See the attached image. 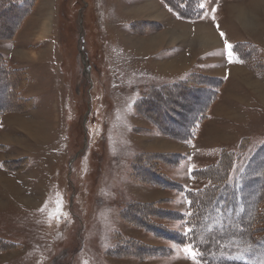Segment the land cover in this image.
Here are the masks:
<instances>
[{
	"label": "rangeland",
	"instance_id": "obj_1",
	"mask_svg": "<svg viewBox=\"0 0 264 264\" xmlns=\"http://www.w3.org/2000/svg\"><path fill=\"white\" fill-rule=\"evenodd\" d=\"M167 1L35 0L32 10L20 11L19 2L9 7L0 0V54L27 70L22 95L32 100L0 114V240L8 241L0 264H205L173 240L188 232L180 215L190 213L189 200L181 188L208 186L193 172L216 167L224 155L238 173L244 156L264 144V95L251 86L264 88L255 68L264 60V29L262 37L247 31L258 27V14L264 21V10L259 0H205L203 17L190 20ZM206 31L219 43L209 44ZM226 42L250 43L262 53L241 62L229 56ZM195 75L199 89L223 82L191 141L161 133L137 110L152 87ZM14 76L20 83L22 73ZM6 79L0 67V106L13 100ZM181 88L168 99L181 102L176 109L185 120L201 102ZM135 158L152 172L136 170ZM263 169L264 154L245 178L249 209L264 189ZM155 173L176 187L154 183ZM60 202L64 215L57 216ZM258 226L264 235V214ZM200 231L205 238L209 225ZM126 242L136 252L116 251Z\"/></svg>",
	"mask_w": 264,
	"mask_h": 264
},
{
	"label": "trees",
	"instance_id": "obj_2",
	"mask_svg": "<svg viewBox=\"0 0 264 264\" xmlns=\"http://www.w3.org/2000/svg\"><path fill=\"white\" fill-rule=\"evenodd\" d=\"M3 1L4 3H7L9 7L11 4L14 5L19 2V5H23L22 7L17 5L18 8L21 7L20 11L28 10L30 8V10H32L31 5L35 2V0ZM169 1L171 3L167 1V4L170 9L177 13L178 16L188 18L190 20L201 19L206 12V9L203 6L205 0ZM17 7H12L11 9L16 11ZM17 21L20 23L21 18ZM16 25L17 24L15 23L13 31ZM243 45H248L249 49L244 50L245 47ZM232 51L242 62L252 60L253 57H257L258 54L260 55L262 53L255 45L250 43H235L232 45ZM0 62L2 71L10 76V79H6L4 85H6L8 89L11 88L10 92H8V96H10V98L13 97V100L11 98L10 105L0 106V114L17 111L24 105L29 106L32 100L26 99L22 95V90L28 82L27 70L10 66L8 59H6V57L2 54H0ZM255 68L263 76L264 60L257 62L255 64ZM18 73H22L20 83L16 81L17 79H15L14 76ZM195 77L197 76L195 75L193 77H189L188 79L179 80L172 84L152 87L138 100L136 107L137 110L142 113V116L148 119L151 118V121H153L154 125L161 133L170 137L178 138L182 141H191L195 138L199 126L207 117L210 106L215 102L214 100L216 97L219 96V92L216 89H218L223 82L221 79H215L214 82L211 83V86L202 85V88L199 89L200 85L198 86L193 82ZM178 87H183L181 88L184 89L183 94L186 93L195 97H200V107L198 105H192L187 111H185V120L181 117V113L183 114L184 112H179L176 109L180 108L181 102L175 99L176 102L171 103V100L168 99V97L171 98L170 96L174 94L172 92L173 89H177ZM154 94H163V97L158 98V100H153ZM203 96L205 97L204 101L202 100ZM174 105H176V107ZM193 113L194 115L191 116ZM262 154H264V144L259 145L250 153L246 154L243 158L244 162L240 166L238 173L234 174H232L231 171V166H233L231 165V157H226L224 155L221 163L216 167H209L193 172V177L208 178L210 180V184L208 186L197 191L185 190L184 188H181V191L189 200L190 213L187 215L181 214L180 216L181 219L186 221L188 230L191 229V231H188L186 234L178 235V237L175 236V239L173 238L172 233L169 236H172L173 240H176L179 244H190L194 249H197L198 259L201 262L205 264H264V235L258 236L260 229L258 224L262 220L264 214L263 208H261V202L264 200V189L256 198L255 203L250 209L246 206V199L243 195L247 182L245 178L249 175V167L252 164V160L257 159ZM140 156L138 158H140ZM138 158H135L133 167H135L136 170L144 168L147 173L152 172L150 171L149 166L146 167L147 162L141 165L138 164ZM240 161L241 159L238 162ZM236 165L238 166V164ZM201 174L204 176H201ZM153 176V181H155L154 183L160 186L171 187L170 185H172V187H176L169 181L168 178L160 175L159 173H155ZM224 199L226 200V203L221 202ZM234 204L235 207H233ZM230 209H232V213L228 215L227 211ZM211 210L215 213L210 214ZM248 212L251 214H248ZM173 215L175 216V214ZM216 221H219V224H215ZM237 224L244 225V229H238V234L231 233L233 227ZM208 225L209 231L205 238H203L201 236L200 228L201 226L208 227ZM160 227H156V230H164L167 234H169L168 229ZM219 230L223 231L224 235H218ZM126 243L127 244L121 243L116 251L124 254H133L136 252V246L128 242ZM4 244H8V241L1 239L0 249H4ZM145 253H149L148 250H145ZM217 253L222 254V258L217 261H213L209 258V254Z\"/></svg>",
	"mask_w": 264,
	"mask_h": 264
},
{
	"label": "crops",
	"instance_id": "obj_3",
	"mask_svg": "<svg viewBox=\"0 0 264 264\" xmlns=\"http://www.w3.org/2000/svg\"><path fill=\"white\" fill-rule=\"evenodd\" d=\"M248 2H244V4L246 5ZM248 7V6H247ZM252 7V3H251V6H250V8ZM263 17V16H262ZM262 17L258 14V18H259V20L257 21V23H258V27L257 28H254L253 30H249V29H247V31H249V32H255L256 30H257V32H261V33H258V36H260L259 34H263L262 33V31H263V29H264V21L262 20ZM245 28V27H244ZM246 29V28H245ZM264 35V34H263ZM260 37H262V35L260 36ZM263 38H264V36H263ZM227 44L226 45H229V44H233V43H231V42H226ZM225 45V44H224ZM261 45V44H260ZM226 50H228V47L226 46ZM230 53V51L228 52V54ZM230 57H232V55H229ZM239 62V61H238ZM238 66H242L241 64L240 65H238ZM236 67V66H235ZM251 86L254 88H256V86H257V88L255 89L257 92H261L260 94H262V95H264V88H263V90H261L262 89V87L260 86H258L255 82L254 83H251ZM26 124H31V123H27L26 122ZM30 126V125H29ZM28 126V127H29ZM27 128V127H26ZM29 128H31V129H33L32 128V126H30ZM14 131H16V130H18L19 131V129H13ZM21 130H23V131H26V130H28V129H25V128H23L22 127V129Z\"/></svg>",
	"mask_w": 264,
	"mask_h": 264
},
{
	"label": "snow or ice",
	"instance_id": "obj_4",
	"mask_svg": "<svg viewBox=\"0 0 264 264\" xmlns=\"http://www.w3.org/2000/svg\"><path fill=\"white\" fill-rule=\"evenodd\" d=\"M221 35L223 36L224 34L221 33ZM229 49L231 48V45H226ZM229 55H231V53H229ZM56 215L57 216H62L64 215V213L62 212V202L59 203V207H58V210L56 212ZM188 231H191V229H189ZM183 251L185 253H188V255L193 259L195 260L196 259V256H197V251L189 244L187 246H185L183 248Z\"/></svg>",
	"mask_w": 264,
	"mask_h": 264
},
{
	"label": "bare ground",
	"instance_id": "obj_5",
	"mask_svg": "<svg viewBox=\"0 0 264 264\" xmlns=\"http://www.w3.org/2000/svg\"><path fill=\"white\" fill-rule=\"evenodd\" d=\"M259 4L261 5V8H262V10H264V0H259ZM257 7H255V9H256ZM259 9V8H258ZM258 9H256V10H258ZM261 10V9H260ZM262 10L260 11V12H262ZM236 12V11H235ZM203 34V36H204V38L206 37V40L209 42V44H213V45H216V44H218L219 43V39H218V36H216L215 34H213V32H208V31H206V32H203L202 33ZM202 34L200 35L201 37H203L202 36ZM213 41V42H212Z\"/></svg>",
	"mask_w": 264,
	"mask_h": 264
}]
</instances>
